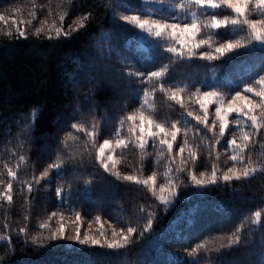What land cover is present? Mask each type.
<instances>
[{"label": "snow or ice", "instance_id": "6c2138e0", "mask_svg": "<svg viewBox=\"0 0 264 264\" xmlns=\"http://www.w3.org/2000/svg\"><path fill=\"white\" fill-rule=\"evenodd\" d=\"M154 2L158 7L155 10L149 9L147 14L131 7L129 3H124L123 0H111L104 7L106 13L111 15L117 30L132 26L146 33L153 38L155 54L166 58L168 62L161 63L151 71L141 70L136 61L121 56L113 38L102 31L94 50L84 51L79 73L70 78L72 103L76 105L70 115L79 118H73L70 125L67 119L63 122L57 121V129L47 134L51 142L45 145L46 149L51 148L55 152V158L38 172L34 167L31 179L22 182L27 193L31 194L42 183L48 187L52 176L55 175V195L60 203L65 205L74 188L72 180L65 179L66 169L79 171L81 174L76 178L83 179L87 186H91L96 179H104L107 182L104 191L109 195L114 194L116 189L126 182L142 185L145 196L150 194V198L137 208L144 221L143 227L139 228V235H133L137 232V226L130 225L125 229L117 228L114 224L110 225L111 237L103 230L99 234H90L86 229L82 232L80 222L84 216L81 211L75 209L71 210L74 214V220L71 221L74 231L71 233L65 230L64 212L53 211L40 224L42 231L33 234L28 229V217L25 215L23 226L14 229L5 224V231L0 234V240H8V247L0 256L4 264H10L6 257L12 251L11 233H16L18 238L22 237L25 246H51L52 241L66 240L78 246L77 250L92 246L123 248L131 243L133 238L139 240L145 233L152 231L157 207L167 209L178 197L182 187L193 186V191L202 192L211 185L223 184L232 188L240 199L252 198V194L259 190L260 199L264 201V158L258 157L253 147L257 143L264 146V0ZM33 8L35 9V5ZM172 10L175 11L174 15ZM49 11L51 12V9ZM32 15H35V12ZM92 16V12H84L74 21L75 28L71 24L68 25L70 31L56 27L55 36L51 25L47 31L43 25L36 28L34 34L46 35L49 39L71 38L73 32L84 28ZM3 20L5 16L0 13V21ZM8 20H11L12 25H16L15 33L9 27V40L28 38L29 32L25 29L23 21H17L15 16H9ZM60 20L63 21V16ZM257 51L259 66L255 78L242 80V89L228 93L222 91L220 84H193L191 87L185 84L180 87L168 76L169 65L177 60L190 63L194 58H199L210 62L220 61L223 64L235 56ZM113 52L119 58V66L111 59ZM105 86H109L111 90L108 105L117 112L122 111L121 101H138L139 107L119 115V119L115 121L118 125L115 131L96 147V137L102 134L103 128L101 119L95 116V112L99 110L96 94ZM245 92L254 93L255 98L244 94ZM150 95L164 96L175 102L186 113V117L193 118L196 124L189 125L186 120L187 126L182 129L176 120H160L154 111L145 110L144 106ZM196 105L198 107H195ZM147 106L154 107L152 104ZM35 111L33 109V112ZM189 128L194 134L192 142L189 141ZM34 132V122L25 119L13 137L21 151L25 145L31 144ZM181 132L182 137L178 135ZM74 144H82V147L74 148ZM129 145L133 146L141 157L138 161V173L121 171L118 168L121 157L113 154L116 149L124 150ZM149 149L155 151L158 156L165 157L167 171L163 182L158 180V165L155 163L150 174H142L145 163L143 158L150 155ZM203 152L207 153V161L201 156ZM221 153L226 157L223 164L220 161ZM27 159L26 155L13 151L8 161L3 163L4 171H0V200L9 205L14 199L13 187L18 182L20 164ZM89 167L92 172H87ZM5 171L6 182L3 178ZM253 181L258 182V188L253 186ZM24 199L31 201L32 197L25 195ZM53 218L58 220L56 228L49 224ZM94 220L99 224L101 217L97 215ZM88 223L91 224L92 221ZM189 223L193 221L190 220ZM246 225L251 227L244 232L242 229ZM253 233H259L255 240L264 248V207L245 215L231 232L222 234V242L218 246L209 247L201 240L190 247H184L183 252L190 258L188 264H228L224 260L226 253L234 247L253 243ZM176 264H182V261L178 259ZM260 264H264V256Z\"/></svg>", "mask_w": 264, "mask_h": 264}, {"label": "trees", "instance_id": "16d2710c", "mask_svg": "<svg viewBox=\"0 0 264 264\" xmlns=\"http://www.w3.org/2000/svg\"><path fill=\"white\" fill-rule=\"evenodd\" d=\"M110 2L111 0H0V13L5 16V20L0 21V171H4L3 163L8 161L13 151H19L28 157L20 164L18 182L13 187L12 204L0 200V234L4 233L5 224L14 229L23 226L25 215L28 217L29 231L36 234L42 231L40 224L53 211L64 212L65 230L71 233L74 231V225L71 223L74 220L72 209L81 211L84 216L80 222L82 232L86 229L90 234H99L103 230L111 237L110 225L125 229L133 225L137 226V232L133 234L135 237L139 235V228L143 227L144 221L137 208L150 198V194L145 196L143 186L135 182H126L116 189L114 194L109 195L104 191L107 183L104 179H96L91 186H87L83 179L76 178L81 174L79 171L66 169L65 179H71L74 184L67 205L60 203L55 195V175L52 176L48 187L42 183L31 194L27 193L22 183L31 179L34 167L38 172L55 158V152L51 148L46 149L45 145L51 142L47 134L57 129V121L63 122L67 119L70 125L73 118H79L70 115L76 107L72 103L70 78L79 73L84 51L94 50L102 31L113 38L121 56L136 61L141 70L151 71L161 63L168 62L166 58L155 54L153 38L141 35L132 26L116 29L111 15L106 13L104 7ZM123 2L129 3L144 14H147L149 9L155 10L158 7L154 0ZM86 11L93 13L92 19L84 28L73 32L71 38L49 39L46 35L34 34L35 29L42 25L45 31L51 25L53 36L56 27L70 31L68 25L71 24L75 28L74 21ZM172 11L174 15L175 11ZM33 12L35 15H32ZM9 16H15L17 21L24 22V27L29 32L28 38L9 40V27L13 33L16 28V25H12L11 20H8ZM61 16L63 21L60 20ZM258 58L259 51L235 56L223 64L220 61L210 62L199 58H194L190 63L177 60L169 65L168 76L180 87L185 84L189 87L193 84H220L222 91L228 93L242 89V80L255 78L259 66ZM111 59L119 66V58L115 52L112 53ZM244 94L255 98L254 93ZM110 96L109 86L98 90L96 94L99 110L95 112V116L101 119L103 125L102 134L96 137V147L115 131L118 126L115 121L119 119V115L139 107L138 101H121L122 111L117 112L108 105ZM148 104L154 107L148 108ZM144 107L148 112L154 111L160 120H176L182 129L187 126L186 120L189 125L196 124L193 118L186 117V113L178 104L164 96L150 95ZM33 109L36 111L33 112ZM25 119L34 122L35 132L31 144L25 145L21 151L13 137ZM88 119L91 123V116ZM232 128L235 130V125ZM178 135L182 137L183 132ZM193 135L189 128L190 142ZM73 147H82V144H74ZM253 147L255 154L264 158V146L257 143ZM149 152L150 155L143 158L145 163L142 174H150L155 163L158 165V180L163 182L167 171L165 157L158 156L151 149ZM114 155L121 157V163L118 165L121 171L139 172L138 161L141 157L133 146L129 145L124 150L118 148ZM201 156L207 161L206 152L201 153ZM224 159L226 157L221 153V164ZM12 163L15 166V161ZM208 166L210 168V162ZM87 172H92L91 167ZM3 178L6 182V171ZM253 186L258 188V182L253 181ZM25 195H30L31 201H25ZM260 207H264V201L260 199L259 190L252 194V198L240 199L232 188L223 184L211 185L202 192L193 191V186L182 187L178 197L167 209L157 207L152 231L145 233L139 240L133 238L131 243L123 248L92 246L77 250L78 246L66 240L52 241L51 246H25L22 237L18 238L16 233H11L12 251L6 259L10 264H176L178 259L182 264H188L190 258L183 252L184 247H190L201 240L209 247L218 246L222 242V234L231 232L245 215ZM97 215L101 217L99 224L94 220ZM190 220L193 223L190 224ZM88 221L92 223L89 224ZM49 224L56 228L58 220L53 218ZM248 227L251 225H246L242 231L247 232ZM258 235L259 233H253V243L234 247L227 252L224 260L228 264H260L264 248L255 240ZM6 247L8 240H0V256L4 254ZM0 264H4V260H0Z\"/></svg>", "mask_w": 264, "mask_h": 264}, {"label": "rangeland", "instance_id": "374dc122", "mask_svg": "<svg viewBox=\"0 0 264 264\" xmlns=\"http://www.w3.org/2000/svg\"><path fill=\"white\" fill-rule=\"evenodd\" d=\"M137 30V29H136ZM137 31H139V30H137ZM140 33H141V35L143 34V35H147L146 33H144V32H141V31H139ZM148 36V35H147ZM114 154V153H113Z\"/></svg>", "mask_w": 264, "mask_h": 264}]
</instances>
